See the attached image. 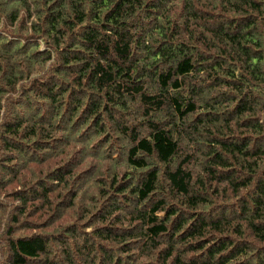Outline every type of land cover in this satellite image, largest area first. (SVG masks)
I'll return each mask as SVG.
<instances>
[{
  "label": "trees",
  "instance_id": "16d2710c",
  "mask_svg": "<svg viewBox=\"0 0 264 264\" xmlns=\"http://www.w3.org/2000/svg\"><path fill=\"white\" fill-rule=\"evenodd\" d=\"M0 26L8 264H264V0H0Z\"/></svg>",
  "mask_w": 264,
  "mask_h": 264
},
{
  "label": "rangeland",
  "instance_id": "374dc122",
  "mask_svg": "<svg viewBox=\"0 0 264 264\" xmlns=\"http://www.w3.org/2000/svg\"><path fill=\"white\" fill-rule=\"evenodd\" d=\"M0 28H1V26H0ZM99 198V197H98ZM4 205H6L7 207H6V209L4 210V211H2L1 213H0V215H2V216H4L3 215V212L4 213H6V212H8L9 211V209H11V205H8V204H4ZM82 205H84L85 206V204H79V205H76L75 206V208H74V210H73V218L72 219H69L70 221H69V223L68 222H66V224H68V225H70L71 227H76V228H78L79 229V232H78V234H82L83 235V232H85L86 234H89V232H90V230H91V228L90 229H86V230H84L83 232H82V228H81V224H82V222H80V221H84V224L86 223L87 224V218H88V216H90L91 215V213H89V211L88 210H83L82 209ZM85 207H87V206H85ZM89 207V206H88ZM90 208H92V207H90ZM89 209V208H88ZM93 209V208H92ZM82 219V220H81ZM2 223H3V220H2V218H1V216H0V264H8L7 263V261H5V257H6V255H5V244H6V242H5V240H6V237L5 236H3L4 235V233H5V228H3L2 227ZM65 223V222H64ZM21 228H19V229H16L15 230V232L13 233V234H16V235H20V234H27V233H29L28 232V230H20ZM72 243H73V241H72ZM71 243L68 241V245H70ZM71 247H73L74 245H70ZM55 247V246H54ZM52 250H55L56 251V249H52ZM73 250V248H71V251ZM57 252H58V250H57ZM125 264H127V263H125Z\"/></svg>",
  "mask_w": 264,
  "mask_h": 264
}]
</instances>
